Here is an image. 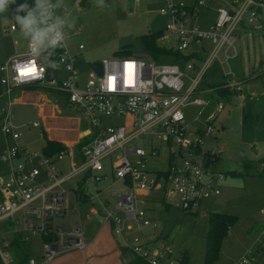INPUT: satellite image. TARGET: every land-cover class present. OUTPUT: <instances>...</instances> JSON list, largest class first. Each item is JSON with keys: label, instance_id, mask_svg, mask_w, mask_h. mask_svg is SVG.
Segmentation results:
<instances>
[{"label": "built area", "instance_id": "1", "mask_svg": "<svg viewBox=\"0 0 264 264\" xmlns=\"http://www.w3.org/2000/svg\"><path fill=\"white\" fill-rule=\"evenodd\" d=\"M209 1L218 6L214 8L206 0H162L159 13L166 20L157 45L176 57H113L101 62V75L90 68L83 81L77 59L67 47L57 48L51 56L45 54L43 60V56L31 57L27 42L25 51L0 64V84L8 101L0 113V134L6 143L1 161L8 167V177H0V223L21 226L41 240L40 256L29 257L24 264H51L68 251L86 248L79 222H53L75 210L77 203L87 204L89 215L110 225L120 249L148 264H180L170 246L148 231L157 225L146 205L156 204L154 195L176 197L179 209L190 213L220 196L226 179L218 170L220 152L207 143L224 105L212 101L211 94L220 85L239 98L243 82L229 71L224 82L208 89H200V85L221 52L227 65L238 57L234 34L239 27L264 30V0ZM32 4L35 6V0ZM10 31L15 32L16 27L11 25ZM13 45H18L16 40ZM230 50L232 56L227 54ZM52 65L55 71L49 81ZM32 67L35 74L21 75ZM28 85L59 93L87 121L89 128L80 140L88 142L78 152L67 147L48 156L22 142L23 126L15 123L12 107L14 92ZM190 109L196 112L187 118L184 111ZM113 119H123L122 125L104 124ZM32 127L42 126L34 122ZM44 137L45 131L39 139ZM65 158L69 159L67 173L57 166ZM78 178L79 187L91 186L90 193L69 188ZM112 198L116 202L109 209ZM134 231L141 235L131 239ZM13 236H21V232ZM261 236L264 239V230ZM3 249L8 251L0 252L4 264H20L11 255L8 240L4 239ZM255 259L248 252L233 264H254Z\"/></svg>", "mask_w": 264, "mask_h": 264}, {"label": "rangeland", "instance_id": "2", "mask_svg": "<svg viewBox=\"0 0 264 264\" xmlns=\"http://www.w3.org/2000/svg\"><path fill=\"white\" fill-rule=\"evenodd\" d=\"M77 1L84 0H63L67 12L76 22L73 29H66L67 43L69 42L77 52L76 68L83 81L87 78L91 63L111 59L121 49H128L132 57H147L148 52L140 37L158 33L165 26L166 19L159 13L161 0H139L138 2L136 0H105L108 5L106 8H98L96 0H85L87 4L78 7ZM206 1L214 8L218 6V4L210 3L209 0ZM25 2L30 7H34L32 0H15V3L10 4L4 13H0V62L5 56L25 51L27 41L23 38L14 19L17 14L16 9ZM241 2L242 0H237L238 4ZM19 15L24 16L25 13L21 12ZM11 25L16 27L15 32L10 31ZM234 36L238 57L229 60L227 65L224 62L226 56L221 52L218 59L212 62L200 85V89H208L224 82L229 79L224 78V74L229 71L236 75L237 81L243 82L241 97L231 94L228 98L220 100L224 105V111L214 121V132L207 143V146L220 152L218 170L226 177L221 184L220 196L203 202L198 210L190 213L179 209V201L176 197L163 199L157 196L156 204L146 205V208L156 209L151 216L154 217L152 220L157 227L155 230L148 231H153L154 236H160L165 245L170 246L176 260L180 261L185 256L184 264H205L206 236L209 231V218L213 213L235 216L236 222L222 241L218 258L212 264H233L248 252L258 253L254 264H264V252L260 251V245L264 246V239L261 236L264 230V215L261 214L264 212V30L253 31L239 27ZM15 40L18 43L17 46L13 45ZM79 46H82L83 50H78ZM227 54L232 56L233 51L230 50ZM168 62L170 61L163 63ZM58 69L61 74V67L59 66ZM25 90L27 91V89L20 90L18 95ZM42 92L52 104L59 106L61 112L58 116L72 117L82 123L79 133H84L89 128L81 114L72 107L66 108L65 100L54 93ZM4 93L5 89L0 84V113L8 102ZM16 94L17 91L14 95ZM213 94L214 92L211 94V100ZM194 110L184 111L187 118L195 115ZM14 112L17 125H25L21 129L22 142L32 151L41 150L44 141L41 139L37 142L33 139L39 138L41 132L46 131L45 127L41 129L32 127L34 122L42 124L38 109L32 106L27 109L15 107ZM122 123L123 119L104 122L106 126H117ZM73 136L75 134L71 135V138ZM50 137L47 134V138L50 139ZM76 139L78 140V137ZM5 151V139L0 135V177L3 179L8 177V167L1 161ZM164 156L163 153L162 158ZM68 164L69 159L65 158L57 166L65 169L64 172L67 173ZM80 180L81 178H78L73 181L69 188L73 191L80 188L85 193H90L91 186L84 184L79 187ZM115 202L116 198L110 199L109 209ZM168 203L171 206H167ZM74 206L75 210L67 211L63 217L55 219L54 224L68 225L77 224L79 220L85 221L88 205L77 203ZM14 232H21L22 238L27 240L25 250L30 258L39 254L41 250L39 235L25 232L21 226L9 225L6 221L0 223L1 253L8 252L3 249L4 239L10 240ZM140 235L138 231H134L131 239ZM12 255L18 259L16 252L12 251ZM129 257L128 253L124 260L126 261ZM0 264H4L1 256Z\"/></svg>", "mask_w": 264, "mask_h": 264}, {"label": "crops", "instance_id": "3", "mask_svg": "<svg viewBox=\"0 0 264 264\" xmlns=\"http://www.w3.org/2000/svg\"><path fill=\"white\" fill-rule=\"evenodd\" d=\"M83 4H87L85 0L83 2L77 1L78 7L82 6ZM161 4H162V0H161ZM64 11L65 9L61 8L58 10V14H63ZM67 49L73 56L76 57V59L78 58L77 52L75 51V49L72 48L69 42L67 43ZM13 56L14 55H11V54L8 56H5L3 60L0 62V64L6 62ZM59 76L62 77L64 76V74L61 72ZM43 89L44 88L39 89V90L28 89L27 91L25 90L21 92L19 95L18 93L20 90L18 91L16 90L17 94L14 95L15 104L13 106V112H14L15 107L27 109V107L32 106L36 110L38 109V113L41 119L40 122H42L41 125L43 128L45 127V130H46L45 139H43V141L45 142L46 140H49V141H54V142H59V143L61 142L66 147H69V148L75 147V145H77L80 142L79 140L84 134V133L78 132L79 128H81L82 123L79 120H76L72 117L62 118L58 116V113L61 112L59 106L57 104H52L49 101L50 99L47 98V96L42 92L44 91ZM16 91L14 93H16ZM44 92H47V91H44ZM56 96L59 97L60 95H56ZM59 104H61V102H59ZM65 106L67 109L72 107L68 105L66 100H65ZM72 108L76 112H78L74 107ZM14 121L17 124L15 112H14ZM22 126L25 127V125H22ZM47 134L51 136L50 139L47 138ZM74 134L75 136L71 138V135H74ZM77 137H78V140L76 139ZM33 140L37 142L40 141V139L37 137H35ZM157 196L158 195H154V197L152 196L153 200H155ZM149 209H150L149 215L151 216L153 215V212L156 209L154 207H149ZM151 217L154 219L153 216ZM84 219L85 221L80 222L79 220L78 222L82 226L83 231H84L86 248L80 251L78 250L68 251L58 256L51 264H124L123 260L121 259V250L117 242L111 235L110 225L104 222L101 218L97 216L89 215L88 211ZM70 225H74V224H70ZM11 237L12 238L8 240L10 244L14 240V236L12 235ZM26 243L21 248L25 254H26V250H25ZM40 247H41V244H40ZM12 250L13 249L11 248L9 249V251L11 252V255H12ZM260 251L261 253L264 252L263 245H260ZM40 254H41V250H39V254H37L36 256L38 257L40 256ZM257 254L258 253H256L255 256H257ZM14 259L19 261L15 257Z\"/></svg>", "mask_w": 264, "mask_h": 264}, {"label": "trees", "instance_id": "4", "mask_svg": "<svg viewBox=\"0 0 264 264\" xmlns=\"http://www.w3.org/2000/svg\"><path fill=\"white\" fill-rule=\"evenodd\" d=\"M161 35V31L154 34H147L140 37V40L148 52V55L153 58L154 60H160V57L162 56H175V53H172L171 51H167L165 49H162L158 47L157 45V39ZM115 57H130L131 53L128 49H121L114 55ZM220 85L214 86L216 87V90L214 91V94L212 95L213 101H220L222 99L228 98L232 93L229 90L219 88ZM218 87V88H217ZM43 87H39L36 85H28L24 86L18 90H24V89H30V90H39ZM44 91L55 93L56 95H60L57 92H54L50 89L44 88ZM62 100H66L61 95L59 96ZM45 139V137H44ZM88 140L86 138L82 139L80 143L75 145L73 148L75 152H78L79 148L87 143ZM67 147L59 142L49 141L46 140L41 147L43 153L45 155L51 156L53 154H57L63 150H65ZM264 163V160H263ZM236 222V217L232 215L227 214H220V213H213L210 215L209 218V231L206 236V250H205V264H212L213 261H215L218 258L219 249L221 246L222 241L227 237L229 234V230ZM43 240H53L51 237H48L46 239L45 237H42ZM25 244V242L22 240L21 236H14V240L10 244V248L13 249L12 251L16 252V255L18 259L20 260V264H24L28 260V255H26L23 250L21 249L22 246ZM121 250V259L123 260L124 264H148L144 259H141L139 257L134 256L133 254L129 253L126 249H120ZM130 254L129 259L126 261L124 258L127 254ZM185 263V256H183V259L180 260V264Z\"/></svg>", "mask_w": 264, "mask_h": 264}, {"label": "clouds", "instance_id": "5", "mask_svg": "<svg viewBox=\"0 0 264 264\" xmlns=\"http://www.w3.org/2000/svg\"><path fill=\"white\" fill-rule=\"evenodd\" d=\"M14 3L15 0H0V13H4ZM96 6L108 7L105 0H96ZM61 8L65 11L58 14ZM21 12L25 15H19ZM16 13L14 19L28 42L31 57L51 56L57 48L67 47L66 29H73L76 22L67 12L63 0H56V3H52V0H35L34 7L25 2L19 5Z\"/></svg>", "mask_w": 264, "mask_h": 264}, {"label": "water", "instance_id": "6", "mask_svg": "<svg viewBox=\"0 0 264 264\" xmlns=\"http://www.w3.org/2000/svg\"><path fill=\"white\" fill-rule=\"evenodd\" d=\"M90 68L97 73L98 75L102 74V65L101 62H93L90 65ZM54 71H55V65H52L51 69H50V73L48 75V79L49 81L53 80V76H54ZM254 153H256L255 149H253Z\"/></svg>", "mask_w": 264, "mask_h": 264}, {"label": "snow or ice", "instance_id": "7", "mask_svg": "<svg viewBox=\"0 0 264 264\" xmlns=\"http://www.w3.org/2000/svg\"><path fill=\"white\" fill-rule=\"evenodd\" d=\"M35 67H32L31 69L25 70L21 72V75H31V74H35Z\"/></svg>", "mask_w": 264, "mask_h": 264}]
</instances>
